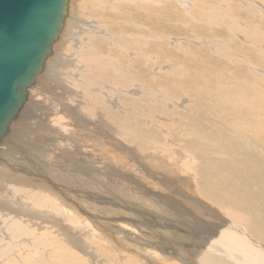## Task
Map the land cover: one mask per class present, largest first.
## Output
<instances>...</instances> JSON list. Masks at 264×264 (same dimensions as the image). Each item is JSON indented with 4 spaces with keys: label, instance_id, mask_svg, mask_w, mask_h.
I'll use <instances>...</instances> for the list:
<instances>
[{
    "label": "rangeland",
    "instance_id": "374dc122",
    "mask_svg": "<svg viewBox=\"0 0 264 264\" xmlns=\"http://www.w3.org/2000/svg\"><path fill=\"white\" fill-rule=\"evenodd\" d=\"M74 2V0L70 2V5L72 6V9H70V17L74 16L73 20L75 19L74 22L77 28L75 29V27L71 26L70 29H74V33H77L81 30L80 28L82 25H80V21L86 22L87 25H91L93 23L92 25H97L99 28H101V30L103 29L104 31H106V37H104L105 39H102V37L100 36L102 34H98L96 36H88L85 34L83 35L84 38H82L83 36L79 37V39H83V43H81L82 46L89 47L90 45L96 51L98 50V53L100 51H103V54H105L106 48L110 46L109 44L111 41H116V39L121 36L120 34H128L132 36L133 41L135 40L134 42H136V40L137 42L140 41L141 45L143 46V48L141 49L142 51H144L146 54H156L157 57L155 65L148 64L144 60L136 58L131 60L129 62L130 65L127 66L128 70L131 73H135V76H138V80L147 83V85L149 86L148 90L131 91L127 90V87L125 86L124 89H120L117 92H114L116 85L112 83H108L104 88H102L103 91L109 93V97L107 98L108 107L110 108V106L112 105V103H110L111 100L116 103L115 105H113L116 110H114L112 113H114L115 115L127 113L128 117H130L122 118L121 122H119L118 118L110 117L109 122L112 124V126L116 129L124 128V130H129L126 129V126L128 124L129 126L134 127L137 134H139L140 136L151 138V140L155 139L156 142L158 141L157 143H159L160 147L159 145L156 148L153 147V140L144 142L146 145L144 147H141L144 153L149 157V161L151 164L165 161L167 163V166L174 167L178 163L176 154L182 155V157L185 158L186 161H190L189 164L184 162L183 165H185L186 167L182 168L183 173L186 175V177L190 175V178L196 179L199 182L197 184V193L199 192L198 194H201V196L206 195L208 197L207 200H211L210 202L214 201L215 203H219L220 209L222 211H230L231 209L233 211H240V215L244 216L246 220L249 219L250 221V218H252L253 222H259L262 229V232L260 234L263 236L264 105L262 106V104H264V34L260 32L262 31L264 33V10H262L264 9V7H260L259 9H251V12H254L255 16H259L255 17L252 16V14H250L249 12L246 13V9L240 8L241 4H235L234 6L232 5L231 7L233 8H231V10L233 12L235 11L236 13L232 14V16H235L236 18L232 21V24L234 22H238L239 25L230 28L232 24L229 27H226L224 24H219L220 26L218 27L214 24L208 26L201 21V18H199V16L194 11H192L188 17L185 7L180 3L174 2V0H172L171 2H163L159 5V9L156 12H153L151 10L150 13L145 16L139 12L140 7L136 8L135 10L139 14L137 15L133 8H130V4H125L124 2L117 0H92L90 4L88 2L76 1V5H74ZM190 16L192 18L194 17V20ZM70 17H67V21L69 19L70 21H72ZM107 20L110 21L108 22ZM217 20L218 18L213 17L209 20V23H215V21ZM126 21H132L134 25L132 26L131 22L127 24ZM98 22L100 24H97ZM138 25L139 28H136V26ZM239 26H241V28L252 37H255V34H258L259 39L255 41L248 38V36L244 34H242L243 38L241 37L242 39H239V32H242ZM67 27L68 25L63 26L65 31ZM144 28H146V31L148 32H144ZM65 31L58 37L59 40L55 42V46H52L51 51H53L54 47H57L58 50L61 49V52L63 54L67 53L66 51H64V46L67 44V42L70 41L66 40V37L68 36L67 34L64 35ZM107 39H111V41L109 42V40ZM242 40H249V42L245 43ZM94 41L97 42L94 43ZM104 45L106 46V48L104 47ZM135 46L138 48V44H135ZM114 56L124 65H127L128 62L121 51H115L114 49ZM78 65L84 67L87 72L93 77H96V74H99L96 73L98 68H93L89 64H85V66H82L83 64ZM163 65L164 67H162ZM165 66H168L170 68L168 72H166V74H164L165 72H158L154 70L155 68H159L161 71H166ZM149 69L151 70L149 71ZM76 94L77 93H74V95ZM250 94L254 96L252 97L250 96ZM237 95H239L241 99H239ZM243 95L254 98V103L259 100L258 112L252 111V109L258 107L257 104L254 103L250 105V111L249 109L244 108L246 103L245 100L242 99ZM71 114L73 115L76 113L71 112ZM257 114L259 115V117H253V115ZM130 119H132V121ZM18 120L19 121H17V125L20 130L25 131L26 133L34 131L32 126H28L25 120L21 118H18ZM245 124H247V126L250 128L254 127L260 129L261 132L258 136V141H255L249 135H244V129L242 128V126H244ZM261 126H263V128ZM192 129H194L195 131ZM95 132V135L97 137L106 140V142L110 144H113V142L109 141V139L107 138L109 135L113 136L111 133L106 131H102V133H100L98 129L95 130ZM182 132L185 133L180 136L179 133ZM214 138L216 139L214 140ZM245 140L251 141L257 147L252 151L256 152L254 153L258 156V162L260 164H258V162L257 164H253L252 157L250 156L251 154L247 153L245 149L241 150L238 146ZM30 142L33 141H25L21 138L15 140V145L17 146L16 148L19 150L20 146V148L24 151H20V156L19 154L17 155L15 153L16 155H12L10 158H7L6 161L11 165L13 162V164H15V158H18L19 162L16 164L21 165L20 163H24L28 166L31 165L34 170L31 168V170H29L30 173L24 166H20V169L21 171L23 170V172L26 171L25 173L32 176V179H30L31 177L28 176V180L27 177L22 175V177L25 178H23L24 182L18 183V185H14L17 181L15 180V183H13L11 181V178H14L16 175L15 178L18 179V170L11 168H7L8 170L6 168H4L3 170L0 169L2 170L0 171V174H4L2 175V180L4 178V180H8L10 178L9 181L11 183H9V181H7V183L6 181H4L6 184H8L9 187L11 186L17 189L20 188L19 191L21 192V190H26V186L30 187L32 185L29 182L30 180L34 181L36 179L38 182L47 181L48 178H46L45 175H47L51 169H56L58 172L63 170L59 173V175H64L65 173L66 177H68L67 173L69 172L68 178H72L74 176L79 184L81 183L80 180L82 179L83 186L84 184H86L85 187H88L85 189L83 187L81 191L79 189L80 195L82 193L83 195L86 194V191L89 193L92 192L93 195L95 194L90 198L88 197V199L85 198V204H87L85 206H89V208L94 207L90 211V213H92L90 215H94L93 220L95 221V225L91 223V220H89L87 216L83 215L87 217V220L90 223L87 224L91 226L100 225V229H102V227L107 229L111 227L117 228L116 232H118V235H116L115 233H108L107 235L104 232L98 231L100 232L99 234L102 235L99 236L103 239V241L106 242V240L112 241L114 239L129 237V239L124 240L122 243L123 245H125L124 248L127 249L128 252L134 251V253L146 257V259L150 262L153 261L151 257H154L155 260L158 258L173 259V261H176H174V263L176 264H197L196 258L198 257V243H200L198 236L200 234L203 236L208 235L209 230L213 225L211 223L215 222L212 218L206 215L203 209H196L194 208V206H190V209L192 207L193 208L191 210H184L183 213V209H181L179 211L180 214L176 215V217L181 222H183V224L177 225V220L175 219L174 224L171 221V216L173 217L174 212H176V209H174L175 207L182 208L180 203H178V205L170 204L168 206L169 210L166 209V212L163 210L161 204L157 205L152 201L145 202V200L142 199V203H137L138 201L136 202V200H138L139 198H136V196L134 197L133 195L135 194L128 190V188H126L127 186L123 187L120 185H115L118 182L115 180H111V182H109V184L111 185L109 186L107 184V188L105 185H101L97 182L94 172L91 171V169L87 171V168L82 169L80 166L79 168H77L78 165L73 160L69 161L67 159H64L63 157H58V153H56V156V154L52 155L50 152L51 156H55L51 157L53 161L57 157L54 161V164H52L53 161L51 159H49V162L46 161L48 155H46L47 158L46 156H39L40 158H34L31 155V150L33 147H31ZM216 143L219 145L218 148V145ZM187 150L189 152L194 151L197 156L194 158V156L187 154ZM125 151L133 154L132 149ZM150 151H153L154 153H151ZM242 152L245 156H243ZM236 155H241V159L244 158L242 159V164L238 162V160L241 159L235 158V161H233V164L235 163L234 165L236 166H239V164H241L240 166H242L243 170L241 173L245 172V167L243 165H245L246 163L248 165V162L244 161L247 159V156L251 159H248V161L251 162V166H259L257 168V173H252L253 169L250 166L251 170L248 169L247 172L249 174L251 173V175L244 173L242 179H237V177H241V175H238L234 171L238 169V167H232L231 161H229ZM44 157L46 160L44 159ZM60 159H62V161ZM63 159L68 162H65ZM219 159L221 160L219 161ZM209 160H211V162H215L216 164L208 165ZM27 162H29L30 164H27ZM142 165L143 164H140V166ZM208 167L210 170L209 175L207 173ZM23 168H25V170ZM69 168L71 171L69 170ZM177 168V174L183 175L179 165ZM80 169L83 171H81ZM66 170L68 171L67 173ZM70 173L72 175H70ZM212 173L213 175H211ZM253 174H255V176ZM151 175L156 178L165 180V178L155 173H151ZM78 176L80 179L78 178ZM90 177L93 178L91 179ZM249 177L251 178V180H248L250 179ZM25 180H27V182ZM92 181L94 183H97V185H95ZM5 183L4 185L7 186ZM154 183L155 182H152V184ZM175 183L185 187H192L190 181L187 178L181 176L173 177L172 183L170 184H173L175 186ZM9 184H12L13 186ZM19 184L21 185V187L19 186ZM240 184L243 185L241 186ZM93 185L95 186V188ZM131 185L135 186L133 184ZM39 187L42 186L39 185ZM90 187H92L94 191H92V188ZM112 187H117L118 189H120V191H118L117 188L114 191ZM89 188L91 190H88ZM171 189H174L172 193L178 191L173 187ZM121 192H123V194ZM134 192L137 194V191L134 190ZM162 194H167L166 197L170 199L174 198L175 200H177V198L175 196H172L168 191ZM143 195H145L148 199H153L152 195L149 192H145V194ZM7 196H5L6 199ZM12 196L13 198H18L15 196V194L11 195V197H8L12 200ZM222 197H224L225 201L222 200ZM201 198L204 199V197ZM10 199L9 201H11ZM170 199H168V201H170ZM93 200H96V202H98L100 205H92L90 201ZM47 204L48 203H46V206L49 207L53 203H49L48 205ZM75 206L76 207H73V209H79L76 203ZM186 207L187 206H185V208ZM32 208V205H30V207L27 208L26 211H31ZM129 208L131 209L128 210ZM230 212L232 214V211ZM78 214L82 215L80 214V212H78ZM199 219L203 222H200ZM42 220L45 221V218H43ZM58 221L59 225L60 222L63 223V221H61V218L57 216L54 223H57ZM198 222H200V224H197ZM131 223L137 225L139 231H133L131 235H124L123 233L121 235L118 229L120 227H123L124 225L126 227ZM201 223L203 227L201 226ZM215 223H219L218 219ZM30 224L31 226L29 225L27 227L28 229H34L37 232L39 231L38 228H40V225L36 226L34 224V220L31 221ZM121 224L124 225L122 226ZM191 226L194 227L192 228ZM103 235H106V237H103ZM29 239L32 238L22 237L20 240H16V243L24 242ZM262 241L264 242V238L262 239ZM14 245L16 246L17 244ZM26 246L27 248L24 249L20 247V251L16 250L17 255L21 256L25 263H27V260H34L38 257H41V247H35L29 244H27ZM129 248L131 249L128 250ZM125 249L124 251L125 253H127ZM130 256H132L137 261H140L135 255L131 254ZM177 256L181 257L182 261L180 259L178 260ZM141 258L144 259L143 257ZM190 259H193V261H190ZM111 260L113 264H122L114 257H111ZM148 261L142 262L151 264Z\"/></svg>",
    "mask_w": 264,
    "mask_h": 264
},
{
    "label": "bare ground",
    "instance_id": "6f19581e",
    "mask_svg": "<svg viewBox=\"0 0 264 264\" xmlns=\"http://www.w3.org/2000/svg\"><path fill=\"white\" fill-rule=\"evenodd\" d=\"M71 1L72 0H68L67 2V16L64 20V25H68V27L66 31L63 28L58 35L59 37L64 31V35L67 34L68 37H66V40L70 42H67V44L64 46V51H66L68 54H63L61 52V49L58 50L57 47H54L53 51H51L50 49L49 55L45 59L41 71L35 76L33 83L29 85L26 89L25 96L22 98L21 103L19 104L18 108L15 110L14 114L8 121L5 130L0 133V169L3 170L4 168H11L18 170V179L15 178L16 175L14 177L15 179L11 178V181L13 183H15V180L17 181L14 185H18V183L24 182L25 178L22 177V175L27 177L29 180L28 176L30 175L25 173L26 171H21L20 166L26 167L27 171L29 172V170H31L32 168L31 165L28 166L24 163H20L21 165L16 164L19 162L18 158H15L16 163L13 164V162L11 165L8 164L6 160L15 153L17 155L19 154L20 156V151H24L20 148L19 145V150L16 148L17 146L15 145V140H18L20 138L24 139L25 141L31 140L33 141L30 142L31 147H33L31 150V155L34 158L48 155V158L46 156L47 160L45 159V157L44 159L49 162V159H51V157H55L51 156L50 152L52 155L58 153V157H63L64 159H67L69 161L73 160L78 165L77 168H79V166L82 169L87 168V171L91 169V171L94 172L97 182L101 185H105L107 188V184L109 186L111 185L109 184L111 180H115L118 182L115 185H120L123 187L127 186L126 188H128V190L135 194L133 196L139 198L138 200H136V202L138 201L137 203H142V199H144L145 202L152 201L154 202V204H161L165 212L166 209L169 210L168 206L170 204L178 205V203H180L182 208L175 207L174 209H176V212H174L173 217L171 216V221L174 224V219L177 220V225L183 224V222H181L176 217V215L180 214L179 211L181 209H183L182 213L184 210H191L193 207L190 209V206H194V208L196 209H203L206 215L212 218L215 222L218 219L219 223H211L213 225L212 228L209 230L208 235L203 236L200 234L198 236L199 242L201 244L198 243V257L196 258L197 264H264V242L262 241L264 235L262 236L260 234L262 232V229L260 227L259 222H253L252 218H250V221L249 219L246 220L244 216L240 215V211H233L231 209L230 211H232V214L229 210L222 211L220 209L219 203H215L214 201L210 202L211 200H207L208 197L206 195L201 196V194H198V180L190 178V175L186 177V175L183 173L182 168L186 167L185 165H183L184 162L189 164L190 161H186V159L183 158L182 155L176 154V159L178 163L174 167L167 166V163L165 161L156 164H151L149 161V157L144 153L141 147H144L146 145L144 142H149L153 140V147L156 148L159 145V143H157L158 141L156 142L155 139L151 140V138L140 136L139 134H137L135 128L129 126L128 124L126 126V129L129 130H124V128H114L109 122L110 117L118 118L119 122H121V119L128 117V115L127 113H123L120 115H115L114 113H112L114 110H116V108L113 106L116 103L111 100L110 103H112V105L110 106V108L108 107L107 98L109 97V93L103 91L102 88H104L108 83H112L116 85L114 92H117L120 89H124L125 86L127 87V90L131 91L148 90L149 86L147 85V83L138 80V76H135V73H131L128 70L127 66L130 65L129 62L131 60L136 58L144 60L148 64L155 65L157 57L156 54H146L144 51H142L141 49L143 48V46L141 45L140 41L137 42L136 40L137 43L134 42L135 40L133 41L132 36L128 34H120L121 36L118 37L114 42H112L111 39H107L109 40V42H111L109 44L110 46L107 48L104 45V47L106 48L105 54H103V51H100L98 53V50L96 51L90 45L89 47L82 46L81 43H83V39L81 40L79 39V37L85 34L88 36H96L98 34H102L100 36L103 39L104 37H106V31H104L103 29L101 30V28H99L97 25H92L93 23L91 25H87L86 22L80 21V25L82 26L80 28L81 30H79L82 32L79 31L80 33H74V29H70L71 26L77 29L74 22L75 19L73 20L74 16L70 17V9H72V6L70 5ZM74 1L88 2L89 4L92 2V0ZM117 1H122L125 4H130V8H133L134 11L136 10V8L140 7L139 12L145 16L150 13L151 10L153 12H156L159 9V5L163 2H171L172 0ZM75 2L74 5L77 4ZM174 2L180 3L182 6L185 7L188 17L190 13L194 11L199 16V18H201V21L204 22L206 25L210 26L214 24L217 27L220 26L219 24H224L226 27H229L232 24V21L236 19L235 16H232V14H236L235 11L233 12L231 10V8H233L231 7L232 5L234 6L235 4H241L240 8L246 9V13L249 12L250 14H252V16H255V13L251 12V9H259L260 7H264V0H174ZM223 8L224 10H226L224 11ZM135 12L137 15H139L137 11ZM67 17H70L72 21H70V19L67 21ZM213 17L218 18V20L215 21V23H209V20ZM192 19L194 20V17ZM130 22L133 26L134 24L132 23V21ZM130 22L126 21L127 24H129ZM97 24L100 23L98 22ZM237 25H239V23L234 22L232 26H230V28H233ZM239 27L241 28V26ZM136 28H139V25L136 26ZM143 31L145 32L146 28H144ZM241 31L242 32H239V39L243 38L242 34L248 36V38L255 41L259 39L258 34H255V37H252L248 33H246L242 28ZM260 33L264 34L262 31ZM82 38H84V36ZM57 40L59 39L57 38L56 41ZM56 41L53 42L52 46L55 44ZM242 41H244L245 43L249 42V40ZM95 42L97 41H94V43ZM135 44H138V48L135 46ZM114 49L115 51H121L123 53L125 59L128 62L127 65H124L120 60H118L114 56ZM78 64H83L82 66H85V64H89L93 68H98L96 73L99 74H96V77H93L87 72L84 67H81ZM162 67H164V65ZM151 69H149V71ZM165 69L166 71H161L159 68H155L154 70L158 72H165L164 74H166V72H168L170 68L168 66H165ZM74 93L77 94L74 95ZM250 96L252 95L250 94ZM237 97H239V95H237ZM252 97H249L247 95L242 96V99L245 100L246 103H244L245 109H249L250 105L254 103L255 100ZM239 99L241 98L239 97ZM258 102L259 100L254 103L257 104L258 107L252 109L253 112L259 111ZM263 105L264 104H262V106ZM71 112H74L76 114L72 115ZM253 117H259V115H253ZM18 118L25 120L27 125H31L34 131L26 133L25 131L20 130L17 125V121H19ZM130 120L132 121V119ZM261 127L263 128V126ZM242 128L244 129V135H249L255 141H258V136L261 132L259 128H250L247 126V124L242 126ZM97 129L98 131H100V133H102V131L111 133L114 137L109 135L107 138L109 139V141L113 142V144L106 142V140L100 137H97L95 135V130ZM184 133L185 132L179 133V135L181 136ZM215 139L216 138H214V140ZM238 146L241 150L245 149L247 153L251 154L250 156L252 157V163L257 164L258 156L255 155V151H252L255 150L257 147L251 141L245 140L242 144H239ZM218 147L219 145L217 146V148ZM129 149H132L133 154L125 151ZM150 152L154 153L153 151ZM186 152L187 154L194 156V158L197 156L194 151L189 152L187 150ZM240 156L236 155L234 156V158L229 160L231 161L232 167H238V169L234 171L238 175H241V177H237V179H242L244 173L249 174L247 171L248 169L251 170V168L253 169L252 173H257V168L259 166L252 165V167L251 162L248 161V159H250L248 158V156L247 159L244 160L245 162H248V165L247 163L243 165L245 167V172L241 173L243 170L242 166L240 165L242 164V159L244 158L241 159ZM243 156H245L244 153ZM235 158L241 159L238 160V162L241 163L239 164V166L234 165L235 163L233 164ZM60 160L62 161V159ZM220 160L221 159H219V161ZM54 161L52 164H54ZM28 163L29 162H27V164ZM140 164L143 165L140 166ZM215 164V162H211V160H209L208 165ZM258 164L260 163L258 162ZM178 165L180 166L181 172L184 176L177 174L176 169H178ZM23 169L25 170V168ZM207 169V173L209 175V167ZM60 172H58L56 169H51L48 174L45 175L46 178L49 179H47V181L45 182H38L36 179V181L30 180L29 182L32 185L30 187L26 186L25 188L27 191L21 190L22 193L19 191L20 188L17 189L15 187H9L6 183L7 181H9L10 178H7L8 180H4L5 178L2 180V175L4 174H0V264H113L111 257L116 258L122 264H146L142 262L148 261L146 257L140 254H136L134 253V251L128 252L127 249L124 248L125 245H123L122 243L124 240L129 239V237H124L122 239H114L112 241L106 240L105 242L99 236L101 234H99L100 232L98 231L104 232L107 235L108 233H115L116 235H118V232H116L117 228L111 227L109 228V230L107 228L102 227V229H100V225L91 226L87 224L89 223V221L87 220L88 217L89 220H91V223L95 225V221L93 220L94 215H90L92 214L90 213V211L94 207L89 208V206H85L87 205L85 204V200L88 199V197L90 198L94 196L95 194L93 195L92 192L91 194L86 191V194L83 195L82 193L80 195L79 189L81 191L83 187L84 189L88 188L85 187L86 184H84L83 186L82 179L80 180V182L82 183L81 185V183L79 184L78 181L74 178V176L72 178H68L69 172L67 170L66 173L68 172V177L65 176L64 172V175H59ZM151 173H155L165 178V180L156 178L152 176ZM70 175L72 174L70 173ZM211 175H213V173ZM249 175H251V173ZM253 175L255 176V174ZM175 176L187 178L190 181L192 187L190 188L181 186L177 183H175V186L173 184H170L172 183V179ZM30 177V179H32V176ZM104 180L108 182H105ZM248 180H251V178ZM4 181H6V183ZM25 181L27 182V180ZM151 181L155 183L152 184ZM4 183L7 186H5ZM9 183L11 182L9 181ZM38 184L42 187H39ZM94 184L97 185V183ZM131 184L135 186H132ZM19 186L21 187L20 184ZM172 187L178 191L172 193L174 191V189H171ZM90 188L88 190H91ZM114 188L113 190L115 191L117 187L115 189ZM134 190L137 191V194L134 192ZM92 191H94L93 188ZM118 191H120V189H118ZM166 191H168L172 196H175L177 200H175L174 198L170 199L166 197L167 194H162ZM145 192H149L152 195L153 199H148L145 195H143L145 194ZM121 193L123 194V192ZM13 194H15V196L18 198H13L12 196L13 199L11 200L9 197H11V195ZM4 195H8L9 197L7 196L6 199ZM201 197H204V199ZM8 198L11 201H9ZM168 199H170V201H168ZM222 200H224V197H222ZM90 202L92 203V205H100L98 202H96V200ZM46 203L53 204L47 207ZM75 203L79 207V209H73V207H76ZM30 205H32L33 208L32 210L30 209L31 211L27 212L26 210L30 207ZM185 206L187 207L185 208ZM130 209L131 208H129L128 210ZM78 212H80V214L82 215H79ZM57 216L61 218V221H63V223L60 222V225L59 221L57 223H54ZM43 218H45V221L48 223L42 220ZM33 220L36 226L40 225V228H38L40 232H37L34 229L31 230L30 228L29 230L27 228L29 225L31 226L30 222ZM200 222H198L197 224H200ZM121 225L123 226L124 224ZM194 226L191 227L193 228ZM132 227L135 229H133ZM136 230L139 231L138 226L132 223L130 225H127L126 227L124 225L123 227H120L118 229L121 235L122 233L124 235H131V233ZM22 237H31L32 239L16 243V240H20ZM103 237H106V235H103ZM14 244L17 245L15 246ZM27 244L33 245L35 247H41V257H38L34 260H27V263H25L22 257L17 255L16 250L20 251V247H22L23 249L27 248ZM123 248L126 250L127 253H125ZM130 249L131 248H129L128 250ZM131 254L135 255L140 261H137L132 256H130ZM141 257H143L144 259H142ZM151 258L153 259V261H148L151 264H176L174 263L175 260L173 261V259L158 258L155 260L154 257ZM177 258L178 260L182 259L179 256H177ZM190 261H193V259H190Z\"/></svg>",
    "mask_w": 264,
    "mask_h": 264
},
{
    "label": "water",
    "instance_id": "95a60500",
    "mask_svg": "<svg viewBox=\"0 0 264 264\" xmlns=\"http://www.w3.org/2000/svg\"><path fill=\"white\" fill-rule=\"evenodd\" d=\"M68 0H0V133L63 29Z\"/></svg>",
    "mask_w": 264,
    "mask_h": 264
}]
</instances>
